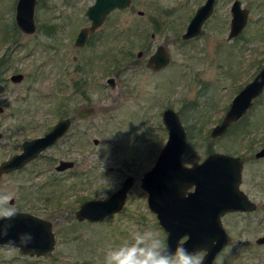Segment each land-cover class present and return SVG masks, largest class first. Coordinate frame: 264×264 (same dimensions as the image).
I'll return each instance as SVG.
<instances>
[{
    "label": "rangeland",
    "instance_id": "obj_1",
    "mask_svg": "<svg viewBox=\"0 0 264 264\" xmlns=\"http://www.w3.org/2000/svg\"><path fill=\"white\" fill-rule=\"evenodd\" d=\"M93 1L36 0V28L25 32L15 21L16 0H0V161L61 116L72 121L38 157L0 177V196L11 195L18 210L52 221L53 249L26 254L0 244V264H104L108 248L138 231L151 230L165 240L140 178L166 139L167 106L187 131L182 161L198 163L212 151L240 155V188L258 205L222 215L231 239L211 264H264V242H256L264 232V157L255 156L264 146V88L224 133L210 136L234 94L264 64V0H241L248 18L232 38V0H216L202 31L190 39L181 33L204 0H132L111 9L88 41L75 45L79 28L90 24L85 10ZM160 42L171 63L153 69L146 58ZM15 72L23 77L12 80ZM108 75L115 78L113 87L105 81ZM82 105L96 110L76 116ZM61 158L74 160L66 173L53 167ZM128 173L134 181L120 210L94 221L75 216L82 201L107 196Z\"/></svg>",
    "mask_w": 264,
    "mask_h": 264
},
{
    "label": "water",
    "instance_id": "obj_2",
    "mask_svg": "<svg viewBox=\"0 0 264 264\" xmlns=\"http://www.w3.org/2000/svg\"><path fill=\"white\" fill-rule=\"evenodd\" d=\"M132 0H94L85 13L90 24L82 26L75 38V45H83L90 31L103 23L113 8L129 6ZM36 0H16L15 21L25 32L36 28L34 16ZM215 0L200 3L181 36L189 38L199 35L203 22L213 11ZM241 0H232L231 18L227 38L236 36L245 26L248 8ZM141 54V51H138ZM169 61V54L162 44H158L150 55L149 63L159 68ZM12 80H20L22 73L11 75ZM111 86L115 78L109 75L105 79ZM264 88V64L253 77L244 83L234 94L222 118L210 129V136L224 133L229 124L238 119L252 105L253 99ZM3 109L0 105V111ZM96 110L95 105H82L76 109V116H88ZM162 120L167 130L166 139L160 148L154 163L146 169L140 185L147 192V204L157 216L158 222L166 232L165 241L172 251L182 242L190 252L204 249L202 264H211L220 249L229 242L230 235L221 216L227 211L251 210L256 203L250 200L240 188L243 158L240 155L224 151L207 153L201 161L186 164L181 155L187 145V131L180 115L171 106L162 111ZM71 117L57 119L53 125L39 136L26 138L18 152L0 161V177L3 173L21 168L35 158L39 152L55 143L68 132ZM1 135V133H0ZM97 142V138H94ZM256 156L264 155V146L256 151ZM74 160L59 159L55 169L72 167ZM134 181V175L128 173L121 185L102 198H87L75 210L78 219L100 220L111 212L122 208L127 191ZM17 214L11 220H0V244L18 246L21 253L42 255L51 251L55 244L52 221L29 211L16 209ZM29 233L32 240L22 244L20 237ZM185 236L184 239H181ZM264 241V234L257 238Z\"/></svg>",
    "mask_w": 264,
    "mask_h": 264
},
{
    "label": "clouds",
    "instance_id": "obj_3",
    "mask_svg": "<svg viewBox=\"0 0 264 264\" xmlns=\"http://www.w3.org/2000/svg\"><path fill=\"white\" fill-rule=\"evenodd\" d=\"M11 195L0 196V220H11L16 208L11 204ZM21 243L27 245L32 236L22 234ZM104 264H202L200 252H190L182 242H178L175 251L156 232L146 230L136 232L131 240L107 249Z\"/></svg>",
    "mask_w": 264,
    "mask_h": 264
},
{
    "label": "flooded vegetation",
    "instance_id": "obj_4",
    "mask_svg": "<svg viewBox=\"0 0 264 264\" xmlns=\"http://www.w3.org/2000/svg\"><path fill=\"white\" fill-rule=\"evenodd\" d=\"M215 2H216V0H215ZM214 6H215V4H214ZM213 11H214V7H213ZM213 11H212V13H213ZM212 13H211V14H212ZM211 14H210V15H211ZM192 15H193V14H192ZM190 18H191V17H190ZM190 18H189V20H190ZM103 22H104V21H103ZM80 28H81V27H80ZM80 28H79V29H80ZM94 30H95V29H94ZM201 31H202V30H201ZM77 32H78V31H77ZM90 32H92V31H90ZM90 32H89V34H88V38H89ZM181 34H182V33H181ZM152 36H154V35H152ZM181 37H182V36H181ZM192 37H195V36H192ZM192 37L184 38V39H190V38H192ZM88 38H87L86 41H88ZM182 38H183V37H182ZM86 41H85V43H86ZM85 43H84V44H85ZM84 44H83V45H84ZM158 44H162V45L165 47V49H166V51L168 52V54H169V51L167 50L166 46H165L163 43L160 42V43H158ZM158 44L155 46V48L153 49V51H151V52L147 55V58H146V65L149 66V67H151V68H153V69H158V68L153 67L152 64L149 63V58H150V55L155 51V49H156V47L158 46ZM80 46H81V45H80ZM145 48H146V46H145ZM148 48H151V45H148ZM138 51H141V54H138ZM143 53H144V52H143L142 49H138V50H137V56H141ZM170 59H171V57H170V54H169V61H168L166 64L171 63ZM164 66H165V65H164ZM162 67H163V66H162ZM159 68H160V67H159ZM15 73H17V72H15ZM12 74H14V73H12ZM12 74H11V75H12ZM108 76H109V75H108ZM22 77H23V73H22ZM10 78H11V76H10ZM11 79H12V78H11ZM105 79H106V78H105ZM105 81H106V80H105ZM106 83H108V82L106 81ZM109 85H110V84H109ZM110 86H111V85H110ZM111 87H113V86H111ZM65 116H69V115H63V116H61L60 118L65 117ZM71 122H72V121H71ZM34 126H36V125L34 124ZM50 127H51V125L47 126V128L45 127L46 129L43 130V133H44L46 130H48ZM60 138H61V137H60ZM60 138H59V139H60ZM24 139H26V138H24ZM24 139H23V140H24ZM59 139H58V140H59ZM23 140L18 144L19 149L22 148V142H23ZM262 146H263V145H262ZM47 148H48V147H47ZM41 152H42V151H41ZM41 152H39L38 155H39ZM255 153H256V152H255ZM38 155H37L36 157H38ZM255 156H256V154H255ZM36 157H35V158H36ZM256 157H264V156H256ZM35 158H33L32 160H34ZM29 162H31V160H30ZM29 162H28V163H29ZM243 162H244V158H243ZM28 163H26V164H28ZM26 164H25V165H26ZM25 165H24V166H25ZM55 165H56V163L53 165L54 169H55ZM24 166H22L21 168H23ZM21 168H18V169H21ZM18 169H14V170H11V171H15V170H18ZM65 171H66V168L63 169V170H57V169H55V172L66 173ZM9 172H10V171H9ZM6 173H7V172H6ZM243 191H244V190H243ZM244 192L247 194V196H248V198H249L250 200H252V201H254V202L256 203L255 200H253L252 198H250V196L248 195V193H247L246 191H244ZM11 202H12V201H11ZM257 206H258V205H257V203H256V207L253 208V209H251V210H247V209H246V210H241V209H238V210H234V211H241V212H249V211H250V212H251V211H253V210H256ZM16 209H17V208H16ZM232 211H233V210H232ZM227 212H231V211H227ZM225 213H226V212H225ZM221 217H222V216H221ZM225 228H226V227H225ZM226 230H227V229H226ZM227 231H228V230H227ZM228 233H229V232H228ZM263 234H264V232H263L262 234H260L259 236H261V235H263ZM229 235H230V233H229ZM259 236L256 237V242H257V243H259V242L257 241V238H258ZM165 238H166V237H165ZM230 239H231V235H230ZM229 242H230V240H229ZM229 242H228V243H229ZM262 242H264V241H262ZM228 243H227V244H228ZM227 244H225L224 246H226ZM224 246H223V247H224ZM201 250L203 251L204 249H201ZM199 251H200V250H199ZM203 253H204V252H203ZM203 253H202V255H203ZM202 255H201V256H202Z\"/></svg>",
    "mask_w": 264,
    "mask_h": 264
},
{
    "label": "trees",
    "instance_id": "obj_5",
    "mask_svg": "<svg viewBox=\"0 0 264 264\" xmlns=\"http://www.w3.org/2000/svg\"><path fill=\"white\" fill-rule=\"evenodd\" d=\"M76 84H77V83L74 84V88H76ZM61 102H62V101H61Z\"/></svg>",
    "mask_w": 264,
    "mask_h": 264
}]
</instances>
